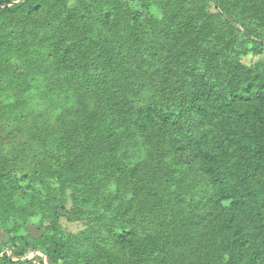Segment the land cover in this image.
Listing matches in <instances>:
<instances>
[{"label": "trees", "instance_id": "16d2710c", "mask_svg": "<svg viewBox=\"0 0 264 264\" xmlns=\"http://www.w3.org/2000/svg\"><path fill=\"white\" fill-rule=\"evenodd\" d=\"M100 1L92 14L70 0H0V20L24 25L17 34L0 23V87L25 82L12 62L39 49L57 70L94 69L102 84L93 110L47 138L43 173L0 164V264H39L6 246L35 247L52 264H264V60L242 59L262 53L250 25L264 29V0H217L220 12L211 0ZM39 21L50 33L32 36ZM142 68L152 91L136 103ZM162 150L208 184L203 257L177 169L153 160ZM68 189L116 251L96 239L81 251L63 234Z\"/></svg>", "mask_w": 264, "mask_h": 264}, {"label": "rangeland", "instance_id": "374dc122", "mask_svg": "<svg viewBox=\"0 0 264 264\" xmlns=\"http://www.w3.org/2000/svg\"><path fill=\"white\" fill-rule=\"evenodd\" d=\"M70 1L85 13L89 11L92 14H97L101 5L100 0ZM211 10L220 12L217 0H211ZM0 23H4L17 34H21L24 29L18 17H12L11 21L2 18ZM250 27L255 34L264 37V29L254 25ZM27 31L37 37L49 34L50 27L47 22L39 21L29 26ZM242 59L248 64L258 59L264 60V46L262 53L256 54L254 50H250ZM12 64L18 66L27 78L15 88H8L5 84L0 87V164L6 168L20 166L27 171L41 174L48 163L47 138L57 134L66 121L80 120L86 110H93L98 105L101 99V76L94 69L87 74L61 72L52 64L46 49L19 54ZM141 71L144 73L143 92L133 96L136 103L145 100L144 96L147 97V93L152 91L148 75L145 76L146 70L142 68ZM144 150L139 149L137 155L141 157ZM78 151L81 158L86 157L81 149ZM152 157L156 162L164 161L177 169L175 185L183 191L186 206L191 209L192 218L199 228L193 239L199 249L198 255L203 257L204 249L199 242L205 241L202 230L205 217L210 211L208 184L202 177L187 169L170 152L164 150L154 152ZM55 193L60 196L58 188H55ZM61 199L68 210L67 216L61 218L62 232L77 249L87 250L91 241L96 239L107 241L113 250H117L115 242L104 228L91 225L89 220L84 219V211L76 206L71 189H68ZM187 224L189 228V221L184 225ZM30 229L34 236L42 232L43 224L38 217L31 219ZM5 233V229L0 228V242ZM4 252L14 260L30 259L39 264H52L46 255L35 247L28 248L24 254H19L11 246H6Z\"/></svg>", "mask_w": 264, "mask_h": 264}]
</instances>
